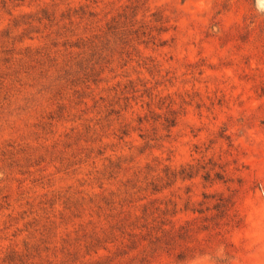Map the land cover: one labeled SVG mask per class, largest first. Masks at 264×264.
I'll return each instance as SVG.
<instances>
[{"label": "rangeland", "instance_id": "rangeland-1", "mask_svg": "<svg viewBox=\"0 0 264 264\" xmlns=\"http://www.w3.org/2000/svg\"><path fill=\"white\" fill-rule=\"evenodd\" d=\"M0 264H264L259 0H0Z\"/></svg>", "mask_w": 264, "mask_h": 264}, {"label": "trees", "instance_id": "trees-1", "mask_svg": "<svg viewBox=\"0 0 264 264\" xmlns=\"http://www.w3.org/2000/svg\"><path fill=\"white\" fill-rule=\"evenodd\" d=\"M167 123H172V124H169L168 126H174L175 124H173L174 122H173V120L171 121H169V120H167ZM182 175V173L181 172H177V171H172L171 173H170V176L168 177L169 179L170 178H175V179H177V178H179L180 176ZM155 191H157L156 190V188L154 189Z\"/></svg>", "mask_w": 264, "mask_h": 264}, {"label": "clouds", "instance_id": "clouds-1", "mask_svg": "<svg viewBox=\"0 0 264 264\" xmlns=\"http://www.w3.org/2000/svg\"><path fill=\"white\" fill-rule=\"evenodd\" d=\"M259 7L264 9V0H259Z\"/></svg>", "mask_w": 264, "mask_h": 264}]
</instances>
